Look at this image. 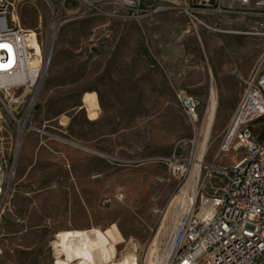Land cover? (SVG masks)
I'll return each instance as SVG.
<instances>
[{
  "label": "rangeland",
  "instance_id": "374dc122",
  "mask_svg": "<svg viewBox=\"0 0 264 264\" xmlns=\"http://www.w3.org/2000/svg\"><path fill=\"white\" fill-rule=\"evenodd\" d=\"M1 4L36 33L43 61L52 54L41 82L9 91L16 119L0 103V264H52L58 231L90 228H113L117 255L132 242L138 264L154 263L147 254L165 250L172 201L195 176L212 91L217 110L202 160L228 167L244 154L219 146L263 64L264 10L225 0L221 10L169 7L137 20L76 3L56 10L55 29L44 0ZM177 90L199 101L196 119ZM172 154L192 157L182 180L162 159Z\"/></svg>",
  "mask_w": 264,
  "mask_h": 264
},
{
  "label": "built area",
  "instance_id": "2783aa9c",
  "mask_svg": "<svg viewBox=\"0 0 264 264\" xmlns=\"http://www.w3.org/2000/svg\"><path fill=\"white\" fill-rule=\"evenodd\" d=\"M53 14L52 28H58L56 10L85 4L115 15L141 20L169 7H185L195 12L221 10L225 0H44ZM247 9L264 10V0H233ZM36 34V33H35ZM7 4L0 5V74L12 76L27 66L26 36ZM37 38V37H36ZM43 59L32 68L24 83L0 84V103L16 119L15 99L3 90L14 91L41 82ZM185 114L197 118L199 101L183 90L175 92ZM17 99V98H16ZM0 113V201L6 191L7 159ZM25 124L22 132L26 130ZM195 146V139L190 142ZM242 149L244 154L228 167L200 162L197 176L187 182L173 199L176 215L159 264H264V59L247 83L227 126L219 153ZM170 173L182 180L192 164L191 155L172 154L162 158ZM218 179L213 185L211 179ZM187 184V185H186ZM185 187V188H184Z\"/></svg>",
  "mask_w": 264,
  "mask_h": 264
},
{
  "label": "bare ground",
  "instance_id": "6f19581e",
  "mask_svg": "<svg viewBox=\"0 0 264 264\" xmlns=\"http://www.w3.org/2000/svg\"><path fill=\"white\" fill-rule=\"evenodd\" d=\"M14 17L15 19H18L15 14ZM26 31L28 32V35L26 36V45L28 46L26 51L27 66L29 70H24L23 72H19L12 76H6L3 73L0 74L1 85L10 84L13 82L24 83L28 77L33 76L32 68L39 66L42 62V51L37 41L35 32L32 29H26ZM49 60V56H47V58L45 57L42 65L43 71H45ZM3 93L10 95L8 88L3 90ZM13 100L15 101L17 99L15 98ZM33 101L34 97L31 99L30 103L33 104ZM216 110L217 100L214 92L212 91L207 107L206 118L202 132L203 137L199 146L200 149L198 152V157L193 163V169L191 168L192 171H195V176L191 175L193 176L192 179L197 176L200 162L202 161V157L207 149V143L215 119ZM18 144H20V142H18ZM115 234L116 233L113 228H109L105 231L99 228L58 231L51 243L54 260L52 264H138L136 245L132 242H129L126 245V249L120 254V256L117 255V249L115 247V240L117 237ZM157 240L158 234L153 240V244L156 243ZM147 255L149 257L151 256L152 261H154L153 263L150 261V258L146 259L147 264H159L167 255V248H165L162 253L155 250V252L151 254L149 251Z\"/></svg>",
  "mask_w": 264,
  "mask_h": 264
},
{
  "label": "snow or ice",
  "instance_id": "6c2138e0",
  "mask_svg": "<svg viewBox=\"0 0 264 264\" xmlns=\"http://www.w3.org/2000/svg\"><path fill=\"white\" fill-rule=\"evenodd\" d=\"M7 47V45L0 44V48Z\"/></svg>",
  "mask_w": 264,
  "mask_h": 264
},
{
  "label": "water",
  "instance_id": "95a60500",
  "mask_svg": "<svg viewBox=\"0 0 264 264\" xmlns=\"http://www.w3.org/2000/svg\"><path fill=\"white\" fill-rule=\"evenodd\" d=\"M51 54H52V50L50 51L49 59H50V57H51Z\"/></svg>",
  "mask_w": 264,
  "mask_h": 264
}]
</instances>
